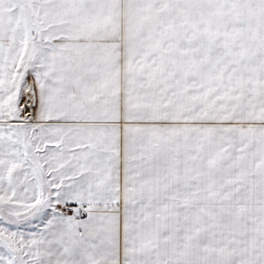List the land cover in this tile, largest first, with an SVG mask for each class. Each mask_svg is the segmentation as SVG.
Masks as SVG:
<instances>
[{"label": "snow or ice", "instance_id": "obj_1", "mask_svg": "<svg viewBox=\"0 0 264 264\" xmlns=\"http://www.w3.org/2000/svg\"><path fill=\"white\" fill-rule=\"evenodd\" d=\"M0 264H264V0H0Z\"/></svg>", "mask_w": 264, "mask_h": 264}]
</instances>
